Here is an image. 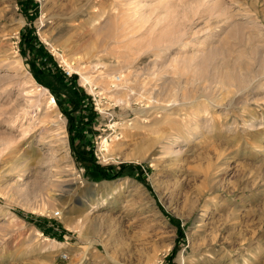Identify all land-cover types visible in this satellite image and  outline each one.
Listing matches in <instances>:
<instances>
[{
    "label": "rangeland",
    "instance_id": "rangeland-1",
    "mask_svg": "<svg viewBox=\"0 0 264 264\" xmlns=\"http://www.w3.org/2000/svg\"><path fill=\"white\" fill-rule=\"evenodd\" d=\"M0 264H264V0H0Z\"/></svg>",
    "mask_w": 264,
    "mask_h": 264
},
{
    "label": "built area",
    "instance_id": "built-area-1",
    "mask_svg": "<svg viewBox=\"0 0 264 264\" xmlns=\"http://www.w3.org/2000/svg\"><path fill=\"white\" fill-rule=\"evenodd\" d=\"M64 72H65L67 77H72V75L74 74L73 71L71 69H69L68 67L64 68Z\"/></svg>",
    "mask_w": 264,
    "mask_h": 264
},
{
    "label": "bare ground",
    "instance_id": "bare-ground-1",
    "mask_svg": "<svg viewBox=\"0 0 264 264\" xmlns=\"http://www.w3.org/2000/svg\"><path fill=\"white\" fill-rule=\"evenodd\" d=\"M45 88V87H44ZM43 89V88H42ZM53 98V97H52ZM34 101V100H33ZM32 103V102H31ZM52 104L54 105V106H57V102H56V100H54V99H52ZM33 105V104H32ZM107 146V145H106ZM57 243H59V244H61V245H63V243L62 242H58L57 241Z\"/></svg>",
    "mask_w": 264,
    "mask_h": 264
},
{
    "label": "trees",
    "instance_id": "trees-1",
    "mask_svg": "<svg viewBox=\"0 0 264 264\" xmlns=\"http://www.w3.org/2000/svg\"><path fill=\"white\" fill-rule=\"evenodd\" d=\"M66 75L65 74H62V77H65ZM67 77V76H66Z\"/></svg>",
    "mask_w": 264,
    "mask_h": 264
}]
</instances>
